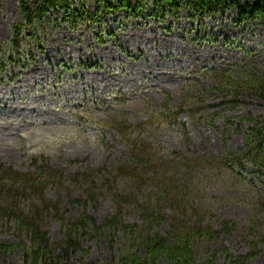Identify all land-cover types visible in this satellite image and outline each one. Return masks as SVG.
Segmentation results:
<instances>
[{
  "label": "rangeland",
  "instance_id": "1",
  "mask_svg": "<svg viewBox=\"0 0 264 264\" xmlns=\"http://www.w3.org/2000/svg\"><path fill=\"white\" fill-rule=\"evenodd\" d=\"M20 1L0 0L1 164L25 171L35 157L45 156L67 175H103L97 170L111 171L128 158L127 146L113 128L121 122L142 124V137L174 163L243 147V134L251 126L243 120L248 113L264 126L261 100L242 96L246 103L211 106L222 97L210 88L220 70L264 72V14L239 22L235 9L201 16L182 6L154 15V0H144L142 12L118 9L78 23L51 11L33 26L24 25L15 47L10 42L14 27L22 22ZM85 7L94 11V1ZM179 106L184 111L169 121L164 113ZM245 164V179L229 170L191 174L199 184L196 202L237 223L231 235L196 241L194 264L223 246L244 254L250 247L241 235L254 224L264 230V212L258 205L264 198V173ZM102 181L91 183L97 202L88 205L98 222L114 212ZM130 184L117 180L120 191ZM70 187L76 197L87 190ZM135 210L125 209V222L139 223ZM205 222L217 224L210 216ZM169 228L167 222L160 225L163 234ZM45 229L52 242L63 238L57 222L48 221ZM104 236L80 239L87 253L74 255L70 263H105L109 238L117 255L131 246L122 231ZM0 241H17L13 227H0ZM0 261L28 264L19 249ZM216 262L224 264L225 255L219 252ZM159 264L168 262L160 258ZM244 264H264V246Z\"/></svg>",
  "mask_w": 264,
  "mask_h": 264
},
{
  "label": "trees",
  "instance_id": "2",
  "mask_svg": "<svg viewBox=\"0 0 264 264\" xmlns=\"http://www.w3.org/2000/svg\"><path fill=\"white\" fill-rule=\"evenodd\" d=\"M87 1L21 0L22 22L14 27V39L10 44L17 47L24 25L33 26L51 11L56 14L62 12L66 20L71 18V22L78 23L94 20L103 13L106 15L118 9L142 12L145 6L144 0H93L95 10L91 11L85 7ZM182 6L201 16L235 9L239 22L264 14V0H154L152 14L178 10ZM215 74L210 88L218 92L222 101L211 106L233 107L246 103L242 96H254L264 103L263 71L220 70ZM183 111V107L179 106L176 110H166L164 116L169 121L177 120ZM243 120L251 123L243 134V147L226 149L221 156L195 155L174 163L160 155L158 148L142 137L145 128L142 124L121 122L113 128L125 142L128 158L111 171L97 170L103 175H96L94 171L67 175L64 169L52 167L45 156L35 157L31 161L32 168L25 171L0 163V227H13L17 237L16 242L0 241V260L14 249H19L28 264H71L74 255L87 253L80 239L106 238V233L110 237L111 233L122 231L126 240L131 242L129 250L117 255L113 240L107 239L110 255L103 264H159L160 258H165L168 264H194L196 241H212L222 235H231L236 231L237 223L196 202L199 184L191 174L211 169L229 170L245 179L242 172L245 163L251 164L255 173H264V126L259 118L249 113ZM183 168L188 175L182 174ZM97 176L102 178L103 188L114 206V212L101 222L88 211L89 203L97 202L91 186ZM118 179L128 180L130 187L120 191ZM70 186L78 190H85L87 186V190L76 197ZM257 191L263 193V189ZM258 205L264 212V198L258 201ZM128 206L136 209L139 223L125 222L124 212ZM74 209L79 213L72 214ZM207 216L215 219L217 224L205 222ZM51 220L59 224L63 236L56 242L51 241L45 229ZM3 222L5 225L1 224ZM10 222L13 226L9 225ZM164 222L170 227L165 234L160 231ZM241 238L250 247L248 252L236 255L229 247L223 246L201 264H217L219 252L225 255L224 264H244L261 252L264 246L263 228L259 229L254 224ZM0 264L4 263L0 261Z\"/></svg>",
  "mask_w": 264,
  "mask_h": 264
},
{
  "label": "bare ground",
  "instance_id": "3",
  "mask_svg": "<svg viewBox=\"0 0 264 264\" xmlns=\"http://www.w3.org/2000/svg\"><path fill=\"white\" fill-rule=\"evenodd\" d=\"M263 153H264V151H263ZM257 163H258V162H257ZM257 163H256V164H257ZM258 165H259V164H258ZM256 166H257V165H256Z\"/></svg>",
  "mask_w": 264,
  "mask_h": 264
}]
</instances>
